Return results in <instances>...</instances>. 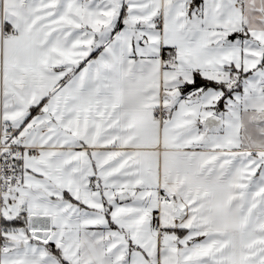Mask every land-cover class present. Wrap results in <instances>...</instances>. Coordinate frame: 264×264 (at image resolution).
Listing matches in <instances>:
<instances>
[{"label": "snow or ice", "instance_id": "obj_1", "mask_svg": "<svg viewBox=\"0 0 264 264\" xmlns=\"http://www.w3.org/2000/svg\"><path fill=\"white\" fill-rule=\"evenodd\" d=\"M0 264H264V0H0Z\"/></svg>", "mask_w": 264, "mask_h": 264}]
</instances>
